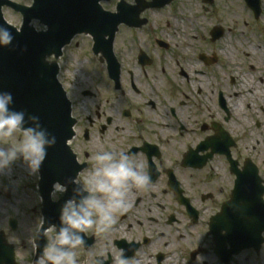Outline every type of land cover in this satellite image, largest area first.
Wrapping results in <instances>:
<instances>
[{
	"label": "flooded vegetation",
	"instance_id": "1",
	"mask_svg": "<svg viewBox=\"0 0 264 264\" xmlns=\"http://www.w3.org/2000/svg\"><path fill=\"white\" fill-rule=\"evenodd\" d=\"M119 1L138 14L112 38L118 76L89 46L100 64L97 79L90 91H80L79 102L69 96L72 177L90 170L96 152L115 150L142 164L151 183L129 193L130 207L110 232L82 234L77 264L99 258L115 264L121 248L139 264H252L241 263V255L231 263L220 257L209 224L247 161L264 189V0H107L106 9L115 12ZM220 10L240 12L239 19ZM18 160L0 172V264L36 258L31 240L43 217L39 173L31 185L20 182ZM72 186L55 202L49 196L50 203L69 198ZM60 206L49 210L59 214ZM27 211L39 219L36 230L25 225Z\"/></svg>",
	"mask_w": 264,
	"mask_h": 264
},
{
	"label": "water",
	"instance_id": "2",
	"mask_svg": "<svg viewBox=\"0 0 264 264\" xmlns=\"http://www.w3.org/2000/svg\"><path fill=\"white\" fill-rule=\"evenodd\" d=\"M99 1L34 0V4L28 7L0 0V24L7 26L14 37L12 44L0 48V90L12 93V109L38 115L42 126L56 136V143L47 150V156L39 169V187L44 199L53 181L63 182L69 178V174L72 177L75 172L73 156L66 145L72 136L74 121L71 118L70 102L57 80L56 61L50 62L47 57H59L61 48L80 33L90 34L95 42L94 48H101L103 55L109 57L112 37L120 19L110 17L108 12L102 10ZM4 4L22 14L23 24L19 30L4 20L1 11ZM123 9H120L121 14L126 15L129 9ZM33 17L47 24L48 31L34 32L29 26V20ZM21 48L24 49L23 52ZM47 172H56L58 177L49 181ZM249 174L251 173L244 171V176L236 182L231 200L223 206L222 214L213 222L217 251L220 246L224 250V240L229 244L226 250L227 260L244 248L258 249L262 242V193L256 194L248 190L245 179ZM230 205L235 207V211ZM51 223L58 225L59 221L56 217L45 214L44 228ZM221 229L226 231L223 236ZM220 238L223 243L219 246Z\"/></svg>",
	"mask_w": 264,
	"mask_h": 264
},
{
	"label": "clouds",
	"instance_id": "3",
	"mask_svg": "<svg viewBox=\"0 0 264 264\" xmlns=\"http://www.w3.org/2000/svg\"><path fill=\"white\" fill-rule=\"evenodd\" d=\"M29 26L37 33L48 31V25L37 17L29 20ZM13 39L10 29L0 24V48L8 47ZM12 103V93L0 90V140L8 141L0 143V172L22 159L30 174H38L47 150L56 143V136L42 126L38 115L14 110L10 107ZM92 161L90 170L83 177L67 178L63 183L53 181L49 193L53 202L68 191L69 184L73 185L72 195L60 206L59 224L47 227L52 235L34 264H77L74 250L84 245L82 234L89 229L99 235L110 232L119 214L130 207L129 193L133 189L145 190L151 183L143 165L123 151L96 152ZM230 208L235 211L234 206L230 205ZM43 225L41 219L38 232L42 228L44 232ZM31 243L33 249L39 247L35 237ZM104 262L99 258L96 264ZM115 264H139V261H130L125 256V249L121 248Z\"/></svg>",
	"mask_w": 264,
	"mask_h": 264
},
{
	"label": "rangeland",
	"instance_id": "4",
	"mask_svg": "<svg viewBox=\"0 0 264 264\" xmlns=\"http://www.w3.org/2000/svg\"><path fill=\"white\" fill-rule=\"evenodd\" d=\"M103 5L104 7H108L107 3H103ZM217 14L224 17H232V20L235 18L239 19L237 15H240V12L234 10H220L217 11ZM4 17L13 25L19 26L21 23V16L18 13L14 12V10H11L9 8L4 9ZM243 38H245V36ZM90 44V38L87 36L82 35L75 37L71 45L64 48L63 57L59 60L61 69H64V72L59 76V80L62 83L63 87L67 90L68 95L75 102H79V100L81 99L80 91L84 89L90 91L92 89V83L97 79L98 76L96 73L97 70L94 69V67L99 68L100 64L98 63V59H94L93 56L89 54L88 47ZM85 55L88 58H86ZM82 112H84V109ZM16 167L19 172L20 182L28 183L29 185H31L30 182L34 177H36V174L29 173L28 168L25 162L22 161V159L18 160V165ZM28 195H34L33 191L30 190ZM25 207L26 206L24 205L23 210H25ZM34 220L32 219V214L31 217L28 218L25 213V225H29V227H32V229L34 228V230H36L39 219L37 218ZM32 224L33 226H31ZM114 230L115 229H113L112 232L117 233V235L121 234V231L119 232L118 230ZM51 235L52 233H48L49 238L51 237ZM97 253L103 254V252L98 251ZM241 256V263L264 264V247H262L257 253L248 251L244 252Z\"/></svg>",
	"mask_w": 264,
	"mask_h": 264
},
{
	"label": "bare ground",
	"instance_id": "5",
	"mask_svg": "<svg viewBox=\"0 0 264 264\" xmlns=\"http://www.w3.org/2000/svg\"><path fill=\"white\" fill-rule=\"evenodd\" d=\"M143 264H147V262L142 261Z\"/></svg>",
	"mask_w": 264,
	"mask_h": 264
}]
</instances>
